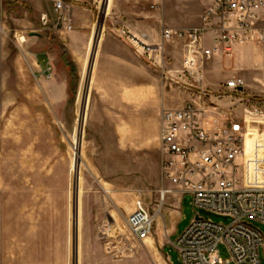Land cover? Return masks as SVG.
Returning a JSON list of instances; mask_svg holds the SVG:
<instances>
[{
	"label": "rangeland",
	"instance_id": "374dc122",
	"mask_svg": "<svg viewBox=\"0 0 264 264\" xmlns=\"http://www.w3.org/2000/svg\"><path fill=\"white\" fill-rule=\"evenodd\" d=\"M156 1L81 0L73 30L55 33L39 22L41 14L52 19L50 0H0V250L8 214L20 212L11 222L21 229L14 237L35 249L21 264H42L45 255L48 264H165L162 243L168 261L182 264L174 245L195 212L189 196L159 200L157 192L170 189L162 178L160 116L197 91L163 76L180 69V45L167 44L150 62L127 35L157 44L168 29L163 18L193 24L206 2ZM246 52L213 59L203 80L209 102L244 121L251 155L254 145L264 147V54ZM40 65L50 75L41 77ZM232 78L244 87L226 93ZM40 180L48 182L42 189ZM136 200L150 213L160 209L143 244L124 222ZM105 222L113 224L112 237L98 233ZM253 225L264 235V225ZM219 254L229 260L225 246ZM259 259L264 264V251Z\"/></svg>",
	"mask_w": 264,
	"mask_h": 264
},
{
	"label": "built area",
	"instance_id": "2783aa9c",
	"mask_svg": "<svg viewBox=\"0 0 264 264\" xmlns=\"http://www.w3.org/2000/svg\"><path fill=\"white\" fill-rule=\"evenodd\" d=\"M50 1L52 19L41 14V28L71 32V7L81 0ZM198 1L206 2L198 27L164 29L160 42L151 45L127 35L135 53L150 62L163 55L167 44L180 45V69L175 75L163 71V76L197 91L182 107L161 113L162 178L170 189H160L157 194L161 203L169 195L178 200L191 198L195 219L174 245L182 264H260L264 235L253 222L264 225V147L254 145L251 155L246 154L244 121L240 124L209 102L203 77L207 64L231 56L237 48L253 46L264 54V0ZM46 72L50 75L49 68ZM243 87L241 78L224 84L226 93ZM203 213L227 223L213 222L212 216ZM159 214L160 209L150 213L143 201L134 202L124 222L135 243L143 244L151 236ZM113 230V224L105 222L98 233L107 238ZM220 245L228 251L226 262L220 259Z\"/></svg>",
	"mask_w": 264,
	"mask_h": 264
},
{
	"label": "crops",
	"instance_id": "0c3cea01",
	"mask_svg": "<svg viewBox=\"0 0 264 264\" xmlns=\"http://www.w3.org/2000/svg\"><path fill=\"white\" fill-rule=\"evenodd\" d=\"M161 2H163V0H160ZM160 1H156V2H160ZM77 7H76V4L75 5H72V7H71V11H72V9L73 10H75ZM202 13L203 12H201L200 13V15H198V17L194 20V23L192 24L191 22H190V24L189 25H187V26H176V25H174V23H173V21L172 20H169V19H164L163 18V21H162V23L165 25V26H167L168 27V29H172V30H180V29H187V28H192V26H194V25H196L195 27H198L199 25H200V17H201V15H202ZM191 26V27H190ZM184 27V28H183ZM161 36V35H160ZM135 37L136 38H138V36L137 35H135ZM139 39V38H138ZM149 42H150V38L148 39L147 38V41H146V43L147 44H149ZM130 46V45H129ZM132 48V47H131ZM247 50V54H249V51H253V52H259V50L257 49V48H255V47H253V46H244V47H240V48H237L236 49V51L234 52V53H236L237 51H239V50ZM233 53V54H234ZM260 53V52H259ZM232 54V55H233ZM231 55V56H232ZM250 55V54H249ZM231 56H229V57H231ZM223 56H221V58H222ZM228 57V56H227ZM38 61V60H37ZM34 66L35 67H38V65H37V62H35L34 63ZM48 68L46 67L45 68V70H43L42 69V65H40L39 66V68H38V71L40 72V74H41V77H45V72H46V70H47ZM50 69V68H49ZM51 70V69H50ZM51 76H52V72H51ZM127 93L126 94H129V90H125ZM212 96H211V101H212ZM213 102V101H212ZM213 104H215L214 102H213ZM222 113L223 114H226L225 112H223L222 111ZM240 124L242 123V121H239V120H237ZM44 182H46V183H48L47 181H43V180H40V188L42 189V187H43V183ZM10 203H12V201L10 200L9 201ZM21 213L20 212H18V213H16V212H12V213H9L8 214V219L10 220V225H9V227H4V232H3V235H4V238H3V240H2V245H1V250H0V253H1V255H0V259H1V264H21V262L22 261H24V260H28V258H27V255H24V252L25 253H27V252H34L35 251V249H33L34 248V246H32L31 244H29V243H26V246L21 242V239L20 238H15L14 237V235H17L18 237H20V235H21V229L19 228V230H18V232L16 231L15 232V230H13L14 229V227L13 226H16V223H13V226H11V222L13 221V220H16V219H18V220H20V218H21ZM17 216H19L18 218H17ZM28 219H29V217H28ZM46 220H48V219H50L51 220V217L50 218H48L47 216H46V218H45ZM174 225V224H173ZM173 225L168 229V231H167V235L169 236V235H171V234H173L174 233V229H173ZM20 226V225H19ZM42 228V227H41ZM12 229V230H11ZM46 229L48 230V228L46 227ZM9 230V231H8ZM27 231H29V232H35V229H27ZM157 231V230H156ZM14 237V238H13ZM150 239V237L146 240V241H148ZM146 241H144V243L146 242ZM166 245H167V243L165 244V243H162V245H161V248H160V250H161V253L165 256V258H166V261H165V264H171L169 261H168V259H167V256H166V254L164 253V251H165V247H166ZM32 257V256H31ZM48 257V255H45L44 256V258L43 257H41L42 258V264H48L49 262H48V259H46ZM33 258V257H32ZM31 260V259H30ZM32 261V260H31Z\"/></svg>",
	"mask_w": 264,
	"mask_h": 264
},
{
	"label": "water",
	"instance_id": "95a60500",
	"mask_svg": "<svg viewBox=\"0 0 264 264\" xmlns=\"http://www.w3.org/2000/svg\"><path fill=\"white\" fill-rule=\"evenodd\" d=\"M241 89H239V91H240ZM204 215H206V216H212V217H214V218H217L216 216H214V215H210V214H207V213H203Z\"/></svg>",
	"mask_w": 264,
	"mask_h": 264
}]
</instances>
